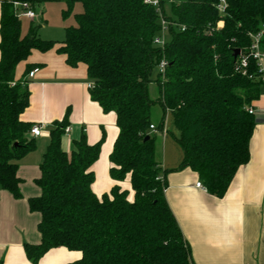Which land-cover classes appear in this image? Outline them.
Instances as JSON below:
<instances>
[{"label": "trees", "instance_id": "trees-1", "mask_svg": "<svg viewBox=\"0 0 264 264\" xmlns=\"http://www.w3.org/2000/svg\"><path fill=\"white\" fill-rule=\"evenodd\" d=\"M14 1L32 8L63 2L64 19L77 4L83 10L75 15L77 25L66 28L65 40L57 43L39 38V25L22 37ZM218 1L172 0L167 13L160 0L164 17L179 24L171 28L164 49L154 44L160 15L145 0L2 3L0 193L21 198L19 161L36 147L30 138L35 125L21 119L30 105L28 83L16 81V68L33 51L46 53L56 46L69 66L87 67L92 101L104 113H115L120 134L110 155V176L117 182L130 177L132 186L131 195L115 186L98 197L92 189V166L104 138L90 145L83 134L73 141L69 154L62 146L68 117L55 122L36 181L41 194L29 200L30 211L41 216L40 245H25L32 263L52 249L65 248L81 254L71 264H192L190 246L165 198L167 183L156 158L157 135L150 126L163 133L167 113L173 115L183 151L180 169L190 168L219 198L250 161L256 122L248 109L259 99L263 81L249 49L251 35L264 28V0H227L224 15L216 9ZM163 57L168 62L164 76L157 71ZM243 57L248 65L238 71ZM32 70L29 66L26 75ZM153 86L156 97L151 95ZM157 106L162 116L156 125L151 116Z\"/></svg>", "mask_w": 264, "mask_h": 264}, {"label": "crops", "instance_id": "crops-1", "mask_svg": "<svg viewBox=\"0 0 264 264\" xmlns=\"http://www.w3.org/2000/svg\"><path fill=\"white\" fill-rule=\"evenodd\" d=\"M33 9L36 20L20 19L22 37L32 26H41L42 22L44 29L40 35L38 32L39 38L63 42L65 39L53 40L46 31L53 26L47 19L57 14L54 29L64 30L66 37L68 26L63 18L66 5L53 1ZM1 13L2 3L0 20ZM73 19L76 23L75 17ZM56 48L46 53L33 51L30 58L16 68V81H28L30 94V105L21 119L42 126L43 134L38 138L30 135L36 147L19 161L21 198L16 199L5 191L0 193V261L3 264H34L26 256L25 245H40L41 216L30 211L29 200L41 194L36 181L41 176L40 164L50 132L54 123L66 116L70 132L63 136L62 146L67 153L72 151L73 141L83 134L90 145L104 138L100 157L92 166L94 193L102 197L119 186L132 194L130 177L117 182L110 176V155L120 134L115 113H104L100 105L92 101L87 67L83 64L75 68L69 66L66 56L59 54ZM29 66L39 69L30 80L26 75ZM261 72L260 97L253 103L256 126L250 141V161L240 167L222 198L197 188L198 175L190 168L180 169L183 151L176 141L179 133L170 112L166 115L164 132H153L157 135V162L167 183L165 198L190 246L192 264H264V58ZM80 258L79 252L56 248L37 264H71Z\"/></svg>", "mask_w": 264, "mask_h": 264}, {"label": "built area", "instance_id": "built-area-1", "mask_svg": "<svg viewBox=\"0 0 264 264\" xmlns=\"http://www.w3.org/2000/svg\"><path fill=\"white\" fill-rule=\"evenodd\" d=\"M5 1H10V0H0V3H3ZM145 2L153 6L154 8H156L160 15V32H159V35L154 39V44L164 49V47L166 46L167 42L170 39L171 28H177L179 27V24L164 17L162 10H161V6H160V0H145ZM12 4L17 14V17L19 19L23 18V19H28L32 21L37 19V14L32 8L31 4L20 3L17 1L12 2ZM227 7H228L227 0H219L218 3L216 4V9L220 15H224L226 13ZM220 28H221V24H218V29ZM182 31H184V28H182ZM251 38H252V45L249 49L250 56L257 61L258 66L261 71V61L264 58V51L261 49V41L264 38V28L258 34L251 35ZM247 65H248L247 58L243 57L240 60V64L237 70L239 71L240 68L245 69ZM167 66H168V62L163 57V59L161 60L158 66V71L162 76L165 75ZM38 72H39V69L35 68L27 75V79L28 80L33 79ZM243 74H245V71L243 72ZM27 83L28 81L24 82V84H27ZM88 87L91 89L93 85L90 83ZM248 111L250 114L255 113V110L253 108H249ZM150 130L155 132L156 131L155 126L151 125ZM69 132H70V128L68 127L65 130V134H68ZM42 134H43L42 126L35 125L32 127L31 132H30V135L32 137L38 138V137H41ZM159 179L162 180V176H160ZM196 187L203 189V190H207L201 181L196 183Z\"/></svg>", "mask_w": 264, "mask_h": 264}, {"label": "rangeland", "instance_id": "rangeland-1", "mask_svg": "<svg viewBox=\"0 0 264 264\" xmlns=\"http://www.w3.org/2000/svg\"><path fill=\"white\" fill-rule=\"evenodd\" d=\"M171 1L172 0H163V2L165 3V9H166L167 13H169V11H170V2ZM82 10H83L82 6L78 5L75 8L74 14H77V13L80 14L82 12ZM56 16H58V15L53 14L51 16V18H49L50 21L47 19V21L49 23L53 24V26H51V28L49 27L46 32L48 33L49 36H51L50 38H52L53 40L62 41L65 39V31L62 29H59V30H57L56 28L54 29V25L56 24ZM74 17H75V15H72L69 20L68 19L64 20L66 27L77 25V23H75V21L73 19ZM57 19H58V17H57ZM36 25H38V24H36ZM43 27H44V23L41 22V26L39 27V31H38L39 35L41 34L42 29H44ZM150 90H151V95L156 97L157 96L156 87L155 86L150 87ZM161 116H162V114H161L160 108L158 106L154 107V109L152 110V116H151L152 122L155 123L156 125L159 124L161 121Z\"/></svg>", "mask_w": 264, "mask_h": 264}, {"label": "water", "instance_id": "water-1", "mask_svg": "<svg viewBox=\"0 0 264 264\" xmlns=\"http://www.w3.org/2000/svg\"><path fill=\"white\" fill-rule=\"evenodd\" d=\"M239 54H240V50L237 49V50L235 51V57H238Z\"/></svg>", "mask_w": 264, "mask_h": 264}]
</instances>
